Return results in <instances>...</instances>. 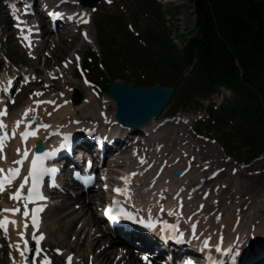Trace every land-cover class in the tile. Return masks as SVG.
Masks as SVG:
<instances>
[{"label": "rangeland", "instance_id": "obj_1", "mask_svg": "<svg viewBox=\"0 0 264 264\" xmlns=\"http://www.w3.org/2000/svg\"><path fill=\"white\" fill-rule=\"evenodd\" d=\"M58 0H55V2ZM158 2V0H156ZM115 0H111V3L108 2V0H102V2L98 5L97 12L94 15V25L88 29L91 33L92 40L95 42L97 39V29L96 24L98 22V17L100 14L104 13H115L118 16H124L125 14L129 16L131 12H134L136 9V4H138V0H121L120 4H114ZM169 2L166 4H161L162 6V14L163 19L166 21V28L171 31V39L174 40L175 44L181 48L182 47V37H190L195 32V21L193 20L194 17V7L190 0H183L181 2ZM135 6V7H133ZM148 12V11H147ZM93 13V12H92ZM123 18V17H122ZM138 22L133 23H139L143 22L144 20L148 22L147 17H143L141 13H138ZM125 20V19H124ZM8 17L6 12L4 11L2 4L0 2V35L1 37V43H0V60L3 58L5 54V50L7 52V55L12 59V61L20 65V68L25 69V71L28 72H35L38 76V81L34 84L29 86L24 94L23 98L19 99L25 102L24 104H21V108H25L28 104H34L35 100H43L49 95H52L54 99H57L59 101V104L63 105L64 101L70 103V100L73 95V89H77L80 91L84 98L90 99L92 96L90 94V90L87 88H84L82 86V83L80 79L75 78V70L74 67L70 65V63L63 67L60 71L56 70V66L61 65V62L64 60L72 59L73 57L78 56L77 54H80L84 60L90 56V52L97 49V44L94 45H86L84 43L82 37L80 35H77L73 38V34H71L72 37H66V42H60L59 35H53L52 37H49L51 41L45 45V47L42 49V52L40 53V57L38 60L29 59L28 55L26 53L21 52L20 48L15 44V40L12 38H9L8 34L10 28L4 27V24L6 25V22H8ZM1 22L4 24L2 25ZM142 24V23H141ZM8 39H10L8 41ZM64 41V40H63ZM97 43V41H96ZM3 45V46H2ZM5 47V48H4ZM52 50H54L52 52ZM45 52L50 53L49 57L46 59H43V54ZM68 67V69H67ZM0 69L9 71L12 69L8 65H6L5 62L0 61ZM9 73V72H8ZM164 76V75H162ZM157 78V77H156ZM113 80V77H106L104 80V84H106V88L111 84ZM98 83H102L101 80H97ZM123 82L128 83H134L138 84L144 88H150L154 86V82L146 78L145 76L138 75L137 73L131 72H125L124 74V80ZM161 86L166 87L165 82L159 83ZM101 95V100H96L94 98H91L92 100L89 101V104L86 105L83 108L74 107L70 105H63V108L60 111L55 112L54 108L51 109L53 113L55 114L53 117L58 119L61 118V114L65 113V110H72L73 113L70 114L69 117L73 116L71 120H62L61 123L65 125L73 124L76 120L83 121L86 125L92 123L96 118L99 119V116L103 109H107L110 116H113V112L115 111V105L109 102L108 98V91L106 90H99L97 89ZM176 93L174 97L172 98L168 108L166 109V112L162 115V117H168L171 116L174 112V109L179 106L178 102L180 100V93L179 89L176 88ZM43 93L41 96H36L34 93ZM61 94H65L66 98H62ZM34 97V98H33ZM230 97V98H229ZM33 98V100H32ZM105 98L107 101L105 102ZM223 98L230 99L233 101V95L229 92H224V94L220 97H217V102L220 103ZM103 100V101H102ZM71 104V103H70ZM96 104V105H95ZM112 104V105H111ZM67 108V109H66ZM65 109V110H64ZM64 110V111H63ZM63 112V113H62ZM203 112V111H201ZM75 114V115H74ZM95 118H91V117ZM200 117L206 118L204 113L199 114ZM198 116V117H199ZM52 117V119H54ZM63 118V117H62ZM67 118V117H66ZM63 118V119H66ZM55 120V119H54ZM193 123V120H192ZM190 123V125L192 124ZM192 128V126H191ZM186 129V126L182 127H172L168 126L166 129H163L162 133L158 135L157 142H161L165 145V148L168 149V151L172 148H176L177 146L179 149L182 148H188L191 145V138H186L184 140L180 139L182 136V130ZM204 129V128H202ZM227 129H223L218 132L213 133H205L202 130V134H206L207 137H210L213 140H217L216 144L206 143L204 141H200L194 144V147L188 148L189 151L195 152L199 154V157L201 158L199 160L200 163V172H205L206 176L216 170L221 168L223 164H226L229 166V169L227 172H222L220 177L217 180H214L213 182L208 183V187L211 190L218 191L216 192L219 194L218 197H216L217 201H221L218 203V205L221 204V212L226 214V208L231 207L230 203L234 201L237 197L238 191L240 192V196L237 199L238 202L241 201V198L247 202V210H245L242 213V222H244L243 226V232H246L247 234L250 232L249 225L258 224L259 222H262L264 220V188L257 189L255 191H252V189H249V179L252 177H261L262 181L264 183V166H261L264 164V154L259 157V159L253 161L252 164H250L249 169L242 170L240 169V162L241 157L237 155L238 153H231L229 154L226 150H224L223 141H222V135L224 132H226ZM155 137V136H154ZM154 141H152L153 143ZM189 143L188 146L185 147V143ZM201 142V143H200ZM204 143V144H203ZM200 144V146L198 145ZM151 146V145H150ZM202 149V150H199ZM167 151V152H168ZM213 155L215 154L214 158L208 159L207 155ZM175 154V153H174ZM177 154V153H176ZM244 154V153H242ZM184 155V154H183ZM227 156H233L232 160H229ZM229 160V162H228ZM121 161V160H120ZM201 161V162H200ZM203 161V162H202ZM225 161V162H224ZM227 161V162H226ZM206 166L210 168V171L206 170ZM109 169L111 170V177L110 181L112 183L118 182L117 174L125 175L127 172H129V169H127L126 164L121 162H111L109 165ZM233 169V170H232ZM237 174H231L232 171ZM261 173V174H260ZM257 174H260L259 176ZM199 176L198 178H200ZM195 177L185 179L184 181L188 185H192L195 182H198V178L194 179ZM235 187V188H234ZM179 188V187H178ZM241 190V191H240ZM174 191V190H172ZM102 196V193H99L97 189H94L92 192L88 194V196L84 199L88 203L91 198H93L92 202L90 201L89 204H87L86 208L82 211L79 203L76 204H69L68 206V212L65 215H68L70 217L75 218V223L73 224V228L75 227L74 234L72 231L67 230L68 228L63 225L62 220L60 222H56V219L58 217L55 216V214L51 211L48 214H46V223L45 228L48 232V239L46 244H48V247L50 249L52 248H66L65 250L68 252H75L77 254L79 260H83L86 257L94 256L96 257L97 253L102 252L104 248H107L106 251L108 253V257L104 258V251L100 253L98 256V264H123V261H119L118 256L122 255L120 253V249L118 250V247L110 244V241H107V237L104 236L103 239H101V243L97 244L93 241V229L90 226H86L85 229H83V226L85 225V221H81V218L83 219V216H80L81 214H87L88 218L90 219V213L94 212V216L98 218L100 216L96 215L99 212V206L101 204L100 197ZM136 196V195H135ZM80 199V198H79ZM217 201H214L210 199V205L211 208H214L213 205H217ZM80 202V201H79ZM80 206V207H79ZM79 207V208H77ZM232 209V207H231ZM211 210V209H210ZM98 211V212H97ZM235 209L233 210V212ZM78 214V215H76ZM232 215V214H231ZM64 216V215H63ZM239 216V215H238ZM237 217V216H235ZM252 217V218H251ZM255 217L254 221L252 220ZM94 218V220H96ZM234 218V216H233ZM251 218V219H250ZM67 220V219H66ZM65 220V221H66ZM98 220V219H97ZM250 221V222H249ZM63 225V226H62ZM254 229V228H253ZM95 238V236H94ZM68 249V250H67ZM109 249V250H108ZM53 250V249H52ZM79 250V251H78ZM103 256V257H102ZM102 257V258H101ZM6 264H9V257L5 258ZM107 260V263H106ZM60 261V260H59ZM100 261V262H99ZM113 261V262H112ZM96 263V264H97ZM60 264V263H59Z\"/></svg>", "mask_w": 264, "mask_h": 264}, {"label": "trees", "instance_id": "obj_2", "mask_svg": "<svg viewBox=\"0 0 264 264\" xmlns=\"http://www.w3.org/2000/svg\"><path fill=\"white\" fill-rule=\"evenodd\" d=\"M193 1L198 32L183 50L173 45L168 34L150 31L151 53L138 54L137 43L117 21H112L119 29L113 43L120 36L126 39L132 45L126 58L142 72L157 73L164 67L175 83L184 81L186 104L210 97L220 86L232 90L237 102L215 114L220 121L235 122L241 141L259 151L264 147L256 145L264 132V0ZM110 42L109 36L101 37V47L109 51L105 57L110 69L121 74L118 60L123 57L110 51Z\"/></svg>", "mask_w": 264, "mask_h": 264}, {"label": "snow or ice", "instance_id": "obj_3", "mask_svg": "<svg viewBox=\"0 0 264 264\" xmlns=\"http://www.w3.org/2000/svg\"><path fill=\"white\" fill-rule=\"evenodd\" d=\"M109 3H111V0H108ZM12 11L10 15L15 19L16 27L20 29L22 38L24 41H28V46H31V40H30V33L32 31L31 28H28L27 34L25 33L24 27L22 25L26 26V21L21 20L20 16L17 14L16 6L13 4L11 6ZM28 11V7H25V12ZM51 16H60V12H51ZM87 23L88 21H83ZM84 35L87 37L88 34L84 33ZM31 55V53H30ZM79 59V57H77ZM71 62H66V65ZM35 77H33L34 79ZM85 83H89V81L85 80ZM36 96H41L43 93L37 92L34 93ZM14 103V101H13ZM36 107H28L26 111L23 113L22 118L18 119L15 122V128L12 129L11 133L7 130L8 126L4 122L3 119H0V130L2 131V134H0V152H3L6 142L11 139L12 137H15L17 135V130L20 128L22 124H26V128L24 131L19 132V135L23 138L25 142L28 141L29 137H36L39 132V128L33 129L32 123L29 122L31 117L30 114H37V108L42 103H55L54 101H40L37 100L34 102ZM51 115V113H48ZM8 115L7 107L3 110H0V117H4ZM40 127H43L47 129L50 127L47 124H41ZM90 132V130H88ZM91 134V132H90ZM70 136V134H69ZM69 136L65 137V142H62L59 145V149H64L68 147L67 140ZM59 149H52L50 151L45 152H37L29 161L30 153L25 148L23 151L20 149H17V152L20 154V159L14 160L13 164L16 166L8 167L7 169L0 167V173H3V175H0V192H6L8 190V186L13 185L14 182L21 178V169L23 168L25 161H29V170L26 175H24L21 178V182L19 183L18 188H16L15 191L11 194V199L13 201H16L18 205H21L24 209L22 215L25 218H28L30 216V222L32 226L34 227V231L31 233V240L35 241V256L38 259V261H30L29 260V253L33 251L32 246L29 244V239L27 236V229L29 227V222L26 219L24 222V228L23 230L20 229L19 221L12 219L8 214H19L21 213V206H16L12 208H5L3 209V212L0 213V229L3 230V233L11 238L10 236V225H15L17 228L18 235L20 237V240H18L16 243L12 245L14 249H17L19 251V255L22 258L21 264H53L52 259L47 255L43 254V249L41 248V241L45 239V234L43 232H39V224H40V216L39 214L44 211V206L37 204L38 201H44L47 199V197L42 193L41 191V184L44 180V177L47 175H51L55 177L56 173L59 171L56 167H48L46 166V161L50 157L56 156ZM4 160H7V156L4 155L2 157ZM91 162H89L90 164ZM141 163H147L145 160H141ZM77 176H79V173H76ZM137 173H131L130 175L124 176L121 179L124 181L125 186L124 187H117L115 191L118 194L127 196L129 200L132 199L133 196V190L131 188V184L133 182V177H135ZM107 179V177H105ZM53 184H55V180H53ZM29 204H35L36 206L29 210ZM116 207L113 208L112 206H109L107 209V214L110 218L113 220L116 219H126L129 221H134L138 224H143L145 227L152 229L153 231L156 230V225L160 223L159 220H152L149 221L145 219L144 217L140 216L138 217L137 213H133L128 211L122 204L120 199H117L115 201ZM135 207V205H133ZM182 207V204H181ZM160 212H165L164 205H160ZM170 215H177L175 210L169 211ZM182 214V213H181ZM149 215H151V211L149 210ZM164 224V231L168 232L171 231V239L177 241L178 243H183L185 240V234L183 231L180 230L179 225L177 224H169L167 221L163 222ZM196 224L192 225V237L193 239H199V237L196 235ZM39 232V234H37ZM167 238V237H166ZM211 236L205 238L203 240V249H209L211 246ZM224 237L220 236V243H217L215 245V250L218 252H221L223 255L227 256L231 254V258L233 260V264L235 262L236 255H238V252L234 253V249L232 247L223 248L221 245L223 243ZM2 247V246H0ZM58 253L63 255V253L60 252L59 249L56 250ZM15 256H13V260H15ZM72 256L67 257L68 264H72ZM145 261V264H151V261L148 257L142 258ZM211 259V257H209ZM186 264H195V262L191 259L186 261ZM212 264H224L222 260L213 261Z\"/></svg>", "mask_w": 264, "mask_h": 264}, {"label": "bare ground", "instance_id": "obj_4", "mask_svg": "<svg viewBox=\"0 0 264 264\" xmlns=\"http://www.w3.org/2000/svg\"><path fill=\"white\" fill-rule=\"evenodd\" d=\"M77 1V0H76ZM165 2H181L182 5H184L182 3L183 0H163ZM193 20L195 21L194 23H196V19L193 18ZM60 34V39L62 42H66L65 40V36L63 33H59ZM64 40V41H63ZM87 105V102L80 108H83L84 106ZM96 105V104H95ZM66 112L63 113V118H66V117H69L71 113H73L74 111H71V110H65ZM154 123V120L150 121L149 123L145 124L142 128H151L150 126L153 125ZM123 136V135H122ZM128 139V138H127ZM126 139V140H127ZM39 140V138L34 141V142H31V146L35 144V142H37ZM154 140H158V138H155ZM116 146H123L121 144H118ZM161 147H154L153 144H151V146L147 149V150H143V156H142V159L143 160H146L147 158V161L148 163L151 162V161H154V162H157L156 160V152L160 151ZM175 159V158H173ZM170 162H172L173 164L175 165H178L180 163V160H178L177 162L171 160ZM136 165V163H135ZM261 166H264V164H262ZM233 170V169H232ZM231 170V171H232ZM130 171V169H129ZM168 173H164V175H158L156 173L155 176L152 177L151 180H147L146 181V191H142V192H138L136 191V196L134 199H136L140 205L142 206H145V207H151L154 211H157L160 209L159 206L161 205L160 204V200L159 199H155L153 197V193L155 192H158L160 191L164 186H166L168 184V188L167 190L168 191H172V190H180L181 186H182V183L181 182H178L176 179L174 178H168ZM162 177V178H161ZM161 178V179H160ZM134 183L132 182L131 186L133 185ZM179 187V188H178ZM261 188H264V183L262 181V178L261 177H253L251 179H249V189H252V191H255L257 189H261ZM241 191V190H240ZM240 192L238 191L237 193V197L240 196L239 194ZM236 197V199H237ZM180 199L177 200V203L180 204V203H184V202H189L191 196L189 195V193L185 192L182 196L179 197ZM235 198V196H234ZM80 201V202H77V201ZM78 200H73L71 198H63V203L62 205H60L59 207H54L52 209V212L55 214L56 217H58L56 219V222H60V220H62V223L63 225H65V227H67L69 231H72L73 229L75 230V227L73 228V224L75 223V218L73 217H70L68 215H65L67 214L68 212V206H70L69 204H76V203H79L80 205L82 204L83 206H81L80 208L82 209V211L86 208L87 204H85V200H82V199H78ZM82 201V202H81ZM236 201V200H235ZM9 202V201H8ZM10 203V202H9ZM90 203V202H89ZM177 203L175 202L174 199H168L166 200V207L168 211L171 210V208L177 206ZM234 203V202H233ZM240 203H243V201H240ZM238 203L236 201V204H232V207H240L241 204ZM247 202H244V205L246 204ZM11 204V203H10ZM181 205V204H180ZM243 205V206H244ZM179 206H177V210H179ZM189 209V207H188ZM190 210V209H189ZM177 213V211H176ZM94 212H91L90 213V219L88 218V215L87 214H81L80 216H83L84 218L82 219L81 218V221H85V225L83 226V229L86 228V226L88 227H92L93 229V235H98L100 234V226L98 224V221L97 220H94L93 217L94 216ZM232 214V215H231ZM235 213L231 210L230 212L227 211V214H225V217L223 218V222H216L215 224H211V221L209 219V217H207L206 214H197V212H190L188 213V211L186 210V212H182V215H183V218L184 220L182 221L183 223L187 224V225H193V224H196L197 225V231H196V235L198 237H200V240L203 242V240L209 236H211V240H212V245H213V248H215V245L218 243V241L220 240V236L222 235L224 237L223 241L224 243H226V247H230V246H233L234 245V238H233V234H234V237H236V228H237V222H238V216L235 217L236 215H234ZM64 215V216H63ZM78 215V214H76ZM179 214L173 216V215H170V214H164L160 219H163L164 217L165 218H169V217H177ZM234 216V218H233ZM17 221H19V225H20V229L23 230L24 228V222L21 220V219H18V218H13ZM67 219V220H66ZM255 217L252 219L254 221ZM66 220V221H65ZM74 222V223H73ZM213 223V222H212ZM254 224V223H253ZM62 225V226H63ZM210 226V227H207V228H203V226ZM13 226V229L15 230L16 233L17 232V228L15 225H12ZM189 226H186L185 228L186 229H189ZM120 232V231H119ZM72 233L74 234V231H72ZM259 233H261V231H259ZM75 235V234H74ZM101 235V234H100ZM121 235V234H120ZM98 238L95 240L97 242V244H100L101 243V240L99 239L100 237L97 236ZM102 237V236H101ZM112 237V236H111ZM119 239L125 243H129L131 240H127L128 239V236H123V237H119ZM118 239V241H119ZM231 239L233 241H231ZM264 238H262L261 240H263ZM257 243V242H256ZM50 247V246H49ZM195 248L197 247V244L194 246ZM225 247V248H226ZM124 249V248H123ZM109 250V249H108ZM79 251V250H78ZM128 251V250H127ZM146 251V250H145ZM147 252V251H146ZM102 253V252H101ZM150 253H151V250H150ZM104 255V258L102 261H104V259L106 257H108V253L107 251L105 250L104 253H102ZM99 257V256H98ZM96 258V260H94V263L96 264L98 262V259L99 258ZM103 257V256H102ZM101 257V258H102ZM125 257H127V260H126V263L125 264H136V257L133 255V254H130V253H126ZM123 259H126L123 257ZM100 262V261H99ZM106 263H107V260H106ZM98 264V263H97Z\"/></svg>", "mask_w": 264, "mask_h": 264}, {"label": "water", "instance_id": "obj_5", "mask_svg": "<svg viewBox=\"0 0 264 264\" xmlns=\"http://www.w3.org/2000/svg\"><path fill=\"white\" fill-rule=\"evenodd\" d=\"M98 1L94 0L90 5L95 6ZM83 3H86V0H83ZM172 93V89L159 86L144 90L124 83L114 84L110 90V95L118 106V120L130 127H138L156 117L165 108Z\"/></svg>", "mask_w": 264, "mask_h": 264}]
</instances>
